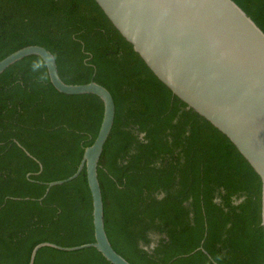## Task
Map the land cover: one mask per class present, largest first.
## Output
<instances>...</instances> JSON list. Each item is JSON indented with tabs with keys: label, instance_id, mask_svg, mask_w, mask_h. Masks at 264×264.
I'll return each instance as SVG.
<instances>
[{
	"label": "trees",
	"instance_id": "trees-1",
	"mask_svg": "<svg viewBox=\"0 0 264 264\" xmlns=\"http://www.w3.org/2000/svg\"><path fill=\"white\" fill-rule=\"evenodd\" d=\"M234 1L264 31V0ZM32 44L53 53L65 82L94 80L114 98L98 178L118 253L132 264H263L260 176L153 73L96 0H0V60ZM103 110L96 94L58 91L38 55L0 73V264H28L40 242L95 240L85 168L42 197L48 182L75 173ZM34 264L112 263L95 247L43 246Z\"/></svg>",
	"mask_w": 264,
	"mask_h": 264
},
{
	"label": "water",
	"instance_id": "water-1",
	"mask_svg": "<svg viewBox=\"0 0 264 264\" xmlns=\"http://www.w3.org/2000/svg\"><path fill=\"white\" fill-rule=\"evenodd\" d=\"M96 2L153 73L189 108L224 133L260 176L264 229V31L234 0ZM28 55L43 59L50 82L58 91L93 93L104 106L97 136L85 147L75 173L48 182L42 197L52 186L74 179L85 168L92 196L95 240L76 246L40 242L32 249L28 264H34L43 246L66 251L95 247L112 264H132L114 249L108 238L98 178L99 160L114 124V98L94 80L65 82L53 53L38 44L24 46L0 60V73Z\"/></svg>",
	"mask_w": 264,
	"mask_h": 264
}]
</instances>
